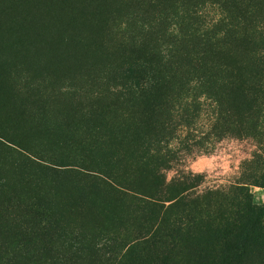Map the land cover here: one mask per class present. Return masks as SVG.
Masks as SVG:
<instances>
[{
    "label": "trees",
    "instance_id": "1",
    "mask_svg": "<svg viewBox=\"0 0 264 264\" xmlns=\"http://www.w3.org/2000/svg\"><path fill=\"white\" fill-rule=\"evenodd\" d=\"M249 12L0 0V264H264V165L202 193L203 175L166 178L203 100L208 135L261 130Z\"/></svg>",
    "mask_w": 264,
    "mask_h": 264
},
{
    "label": "rangeland",
    "instance_id": "2",
    "mask_svg": "<svg viewBox=\"0 0 264 264\" xmlns=\"http://www.w3.org/2000/svg\"><path fill=\"white\" fill-rule=\"evenodd\" d=\"M251 8L245 18V32L249 37V57L256 80H264V0H248ZM220 17L219 10L206 5L202 10V18L215 21ZM259 29V31H258ZM258 32H260L258 34ZM260 106L264 112V104ZM203 108L195 131L183 145L174 142L177 155L172 168L166 171L169 180L180 172H191L203 175L202 180L194 189L202 193L212 189H226L241 182L242 178L264 165V123L260 129L248 130L240 136L236 132L228 133L223 138L208 135L210 118V102L203 100ZM249 135V136H248ZM254 196L255 206L263 201L262 190L250 187Z\"/></svg>",
    "mask_w": 264,
    "mask_h": 264
}]
</instances>
